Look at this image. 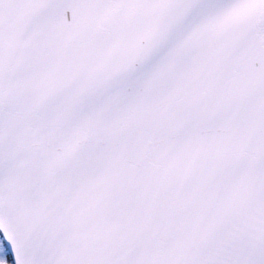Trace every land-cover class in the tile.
<instances>
[{
    "label": "snow or ice",
    "instance_id": "obj_1",
    "mask_svg": "<svg viewBox=\"0 0 264 264\" xmlns=\"http://www.w3.org/2000/svg\"><path fill=\"white\" fill-rule=\"evenodd\" d=\"M0 264H264V0H0Z\"/></svg>",
    "mask_w": 264,
    "mask_h": 264
}]
</instances>
